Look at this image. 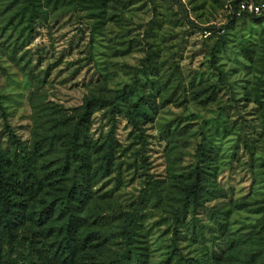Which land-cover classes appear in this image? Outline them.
Returning a JSON list of instances; mask_svg holds the SVG:
<instances>
[{
	"label": "rangeland",
	"instance_id": "374dc122",
	"mask_svg": "<svg viewBox=\"0 0 264 264\" xmlns=\"http://www.w3.org/2000/svg\"><path fill=\"white\" fill-rule=\"evenodd\" d=\"M239 1L0 0V140L14 155L13 132L44 178L20 196L0 264H60V224L74 214L75 264H264V18ZM123 92L115 119L110 106L91 116L78 212L34 218L60 198L46 176L69 121L90 97Z\"/></svg>",
	"mask_w": 264,
	"mask_h": 264
},
{
	"label": "trees",
	"instance_id": "16d2710c",
	"mask_svg": "<svg viewBox=\"0 0 264 264\" xmlns=\"http://www.w3.org/2000/svg\"><path fill=\"white\" fill-rule=\"evenodd\" d=\"M251 16L261 19L264 17ZM211 29V28H208ZM127 96V92L119 93L115 98L109 99L104 96H92L87 99L77 116L76 121H69V128L66 134L62 136L63 140V158L59 166L55 169L47 170L46 179L50 183H54V188L57 190V195L60 198L50 203L45 201L43 205L37 206L31 210L30 214L37 220L46 219L50 214L55 213L58 219H63L72 212H78L80 202V193L85 189L84 184L90 178V174L94 169L91 160V145L88 136L89 125L91 123V116L96 109L110 106V112L115 119L117 113H120V101ZM133 110L127 113L129 121L133 125H137V114L135 111H142L143 104L136 102L133 104ZM0 108L2 105L0 103ZM115 133L116 127L113 125L110 135L105 146L107 147L110 158L113 157L115 150ZM11 138L16 153L10 155V152L5 150L0 140V240L5 243L11 244L15 236L16 221L20 218V206L24 205V196L27 187L33 189L36 181L42 182V174L33 171L31 162L32 156L25 147L19 142L17 136L11 132ZM55 136L47 137L41 141L40 148L47 149L55 143ZM38 146H36L37 148ZM39 148V149H40ZM100 150L102 147L99 148ZM24 154V155H21ZM23 159V161H22ZM22 161V162H21ZM96 171H99L100 177H105L110 171V164L99 166ZM204 176L201 170H198L197 177L188 186L189 200L192 205H200L202 191L204 189ZM72 217V216H71ZM79 216L74 214L73 218ZM177 223L180 221L178 212H175ZM73 218L68 219L66 222L60 224L61 244L62 251L66 253L61 254L60 264H75L76 251L78 250V243L75 241L77 234V223L73 222ZM128 238V237H127ZM64 245V248H63ZM3 248V247H2ZM0 250V262L4 257L3 249ZM132 254H128L126 258H121V263L124 264L125 260L131 261Z\"/></svg>",
	"mask_w": 264,
	"mask_h": 264
},
{
	"label": "built area",
	"instance_id": "2783aa9c",
	"mask_svg": "<svg viewBox=\"0 0 264 264\" xmlns=\"http://www.w3.org/2000/svg\"><path fill=\"white\" fill-rule=\"evenodd\" d=\"M237 10L239 14L248 13L255 16L264 17V6L257 4L253 0H240L238 2ZM206 35L211 34V30H205Z\"/></svg>",
	"mask_w": 264,
	"mask_h": 264
}]
</instances>
